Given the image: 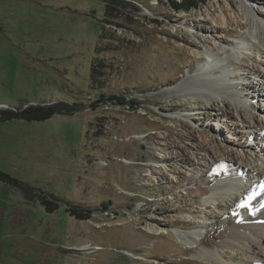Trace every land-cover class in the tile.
Wrapping results in <instances>:
<instances>
[{
	"label": "rangeland",
	"instance_id": "obj_1",
	"mask_svg": "<svg viewBox=\"0 0 264 264\" xmlns=\"http://www.w3.org/2000/svg\"><path fill=\"white\" fill-rule=\"evenodd\" d=\"M232 1L184 11L171 0H119L108 18L107 0H0V110L73 108L0 122V170L28 187L0 183V264H264L252 199L264 191V47H246L236 21L249 1L264 23V0ZM213 47L224 57L213 60ZM210 138L243 171L216 165ZM210 230L219 237L201 243Z\"/></svg>",
	"mask_w": 264,
	"mask_h": 264
},
{
	"label": "bare ground",
	"instance_id": "obj_2",
	"mask_svg": "<svg viewBox=\"0 0 264 264\" xmlns=\"http://www.w3.org/2000/svg\"><path fill=\"white\" fill-rule=\"evenodd\" d=\"M230 1H231V4H232L233 1L232 0H230ZM245 3L246 4L245 5L243 4L242 7H241V9H242L243 15L246 17V21L243 22L241 19H237L236 20L237 23H239L240 25H243L244 28H245L244 34L242 33L240 36L243 39V43H244V45L246 47H250V48L255 47L256 49L262 50V47H264V23H261V21H259L258 19L254 18L253 14H252V11L254 9H252L253 7H251L250 2L249 1H246ZM223 12H224L225 16L227 17V21H225V23H227L228 20L230 22H232V17H231V14L228 11V8L223 7ZM205 42H210V41H205ZM213 51H214V54H215V55H213L215 57L213 60L224 57L223 53H221L220 50L217 47H213ZM263 52H264V50H263ZM210 55H212V53H210ZM225 59L227 60V62H231V63L234 62L233 61L234 59H232L230 57H226ZM203 65H205V67L208 66L206 64H203ZM217 68H219V67L218 66L213 67L212 70H214V72L221 73V71L219 69H217ZM216 70H218V71H216ZM223 74H225V75L226 74L227 75L229 74L230 75V70L228 69L227 70V73L225 71V72H223ZM252 83L253 82L247 84V86L249 88L255 87ZM261 83L263 84V82H261ZM191 85H193V83H190V86ZM229 86H231V83L230 82L225 83V88L226 87L228 88ZM193 88H194V86H193ZM262 89H264V87ZM195 90H197V89H195ZM192 91H194V90H192ZM192 91H191V93H189L187 95V97L189 99H194V93ZM211 106L214 107V105H212V104H211ZM253 118L255 120V123L258 125V127H261L260 126L261 119L258 116H255ZM203 137H205V136H203ZM210 140H211V143H212L211 146L213 147V149H219V152L221 153V156H222L221 159L216 163V165L221 166V165L225 164L226 162L227 163L230 162V163H234L233 165L237 169L243 171V169H244L243 167H241L240 165L235 164V163H237L236 162L237 157L235 158V153H234V151L231 148H229L228 146H226V147L225 146H221V144L218 143V140H215L213 138H210ZM255 171H257V170H255ZM212 174L214 176L218 175L217 172H213ZM257 175L259 176V178L262 179L261 182L263 183L262 184L260 182V184H258L257 188L259 189L261 187V185H264V173L263 172H257ZM259 191H261V190H259ZM261 193H262V195H261ZM261 193H259L257 195H252L253 196L252 199H254L253 204L254 205L259 204V211L258 212L260 213V215H258V214L254 215V219L253 220H256L257 223L263 224L261 220L264 221V191H262ZM238 201H239L238 197H235V198L231 199V202H232V205L233 206H236L238 204ZM222 205H223V203H219V206H222ZM257 223L253 224V230L263 232L259 236V241H261V244L264 246V227H262L260 224H257ZM247 226H248L247 224H244L243 226L242 225L241 226L238 225L239 228L243 227V228H247L248 229ZM147 227H149V225H147ZM238 227L237 226H234V230L235 231L232 234L234 238H236V237L238 238V236H239L238 231L236 230V229H238ZM176 232H177V236L179 237V239L184 244H186L187 246H190L191 244H193V236L194 235L191 232L186 231V230H183V229H178V231H176ZM215 233H216V231L210 230L199 241L201 243L211 244V243H213L219 237ZM221 234L223 236H225L226 235V231L222 230ZM250 247L252 249V246H250ZM228 250L227 251H222L221 254L223 256L229 258L230 260H232V262H235V261L238 262V261H240V260H238L237 255H235L233 252L228 251ZM251 251H252V253L254 255V258H259L260 259V257H258V255L260 254L261 251L260 252H257L256 249L255 250L252 249Z\"/></svg>",
	"mask_w": 264,
	"mask_h": 264
},
{
	"label": "trees",
	"instance_id": "obj_3",
	"mask_svg": "<svg viewBox=\"0 0 264 264\" xmlns=\"http://www.w3.org/2000/svg\"><path fill=\"white\" fill-rule=\"evenodd\" d=\"M119 0H107V12L106 16L108 18L112 17V11L114 10V4ZM204 0H171L172 6L177 10L190 11L191 9L198 8ZM109 10V11H108ZM111 99H117L118 104H122L120 97L117 95L110 94L108 96ZM73 112L72 103L67 101L59 100L51 104H29L26 107H9L7 109L0 110V122H10V121H23V122H44L56 114H70ZM0 183L8 185L10 187L19 188L21 190H26L28 192V187L26 183L18 180L16 177L12 176L10 173L0 170ZM39 197L43 200L45 209L49 211H54L58 205L54 204L51 200L45 196ZM67 212H71L73 216H77L81 220L89 219L91 217V209L88 208H74L69 207L66 209Z\"/></svg>",
	"mask_w": 264,
	"mask_h": 264
}]
</instances>
